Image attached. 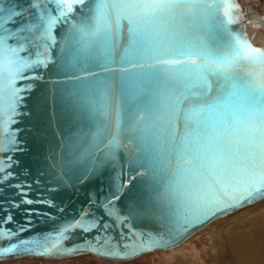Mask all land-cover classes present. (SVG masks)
Returning <instances> with one entry per match:
<instances>
[{
  "label": "water",
  "instance_id": "obj_1",
  "mask_svg": "<svg viewBox=\"0 0 264 264\" xmlns=\"http://www.w3.org/2000/svg\"><path fill=\"white\" fill-rule=\"evenodd\" d=\"M37 2L39 8L35 7ZM93 3L94 0H85L82 5L75 4L73 11L65 15L67 9L58 6L56 0H0L3 9L0 17L6 18L9 12L18 13L11 23L0 21V35L14 33L15 38L8 43L27 49L17 55L33 64L43 61L24 73L32 79L17 82V87L23 83L27 91L21 93L24 99L16 113L5 111L0 116L3 149L0 177L8 171L12 173L7 180L0 179V219L11 215L12 222L0 227L4 230L24 227V231L16 232L11 243L27 240L40 246L29 245L34 249L29 252L0 250V261L62 260L79 255L127 261L175 248L212 221L264 198L261 192L243 203L229 201L234 206L222 205L214 215L188 223L185 230L177 233L174 218L167 215L169 203L164 198L162 181L171 169L161 167L153 129L145 127L142 115H136L140 102L134 93L143 79L142 69L120 63L122 53L130 46L127 21L121 22V37L113 45L117 63L110 65V72H103L80 51L79 37L73 27L92 15ZM218 7L217 15L231 21L225 25L227 32L218 27L217 20L201 25L215 42L227 43L230 33L231 37L246 39L251 46L264 49L249 41L245 28L236 20L235 13L242 17L246 14L240 0H218ZM41 13L46 20L50 15L57 18L47 33L36 28L41 24ZM25 25L32 31L28 32ZM38 35L46 39L32 43L21 39ZM104 47L106 41L96 54L102 55ZM234 70L252 71L257 80L264 79V67L259 65H242ZM108 81L110 103L99 110L101 82ZM209 84L207 102L226 91H222L213 77L209 78ZM191 102L190 98L183 107H189ZM13 119L15 123L11 122ZM170 119L161 115V137L168 131L179 136L186 126L191 127L183 115L171 123ZM118 120L119 135L116 134ZM113 138L115 143L110 144ZM7 156L12 157L11 168ZM171 210L178 213L180 208L174 203ZM77 221L78 226L70 227ZM153 240L159 243L153 245ZM0 243L7 246L9 240L0 237Z\"/></svg>",
  "mask_w": 264,
  "mask_h": 264
},
{
  "label": "snow or ice",
  "instance_id": "obj_2",
  "mask_svg": "<svg viewBox=\"0 0 264 264\" xmlns=\"http://www.w3.org/2000/svg\"><path fill=\"white\" fill-rule=\"evenodd\" d=\"M56 2L67 9V15L73 11V5H82L85 0ZM35 7H40L38 2ZM218 11V0H94L92 15L73 27L85 59L94 61L103 72H110V65L117 63L113 45L121 37V22L127 21L130 46L122 53L120 63L142 69L143 79L134 93L140 102L136 115H142L145 127L153 129L161 167L171 169L162 181L164 198L169 203L167 215L174 218L177 233L185 230L188 223L214 215L222 205L234 206L229 201L243 203L264 192V79L257 80L252 71L234 70L242 65L264 67V49L251 46L246 39L231 37L230 33L227 43L215 42L201 25L217 20L218 27L227 32L225 25L231 21L221 19ZM16 15L9 12L0 21L11 23ZM39 19L37 31L47 33L57 18L50 15L46 20L41 13ZM25 29L32 31L28 25ZM14 38L15 34L10 32L0 35V116L5 111L16 113L24 99L21 93L27 91L23 83L17 87V82L32 79L24 73L43 64H33L17 55L27 49L8 43ZM21 39L32 43L46 36ZM105 41L107 47L102 49V55H97ZM210 77L217 79L222 91H226L207 102ZM101 83L99 110L111 98V82ZM190 98V106L183 107ZM162 114L170 116L169 123L183 115L191 127L186 126L179 136L168 131L161 137ZM116 134L119 135V120ZM109 143L114 144L115 138ZM5 159L11 168L12 157ZM11 175L8 171L0 179L7 180ZM174 203L180 208L178 213L171 210ZM11 222V215H6L0 219V226ZM78 225L79 221L70 227ZM24 230L0 227V237L9 240L7 246L0 243V250L29 252L34 250L29 245L40 246L27 240L11 243L16 232ZM158 243L152 241L153 245Z\"/></svg>",
  "mask_w": 264,
  "mask_h": 264
},
{
  "label": "rangeland",
  "instance_id": "obj_3",
  "mask_svg": "<svg viewBox=\"0 0 264 264\" xmlns=\"http://www.w3.org/2000/svg\"><path fill=\"white\" fill-rule=\"evenodd\" d=\"M242 1L250 19L261 24L264 0ZM255 32H259L260 38L264 37V26L250 24L249 36H254ZM0 264H264V201L213 223L176 250L149 254L132 261L111 262L79 256L66 260L24 259Z\"/></svg>",
  "mask_w": 264,
  "mask_h": 264
},
{
  "label": "bare ground",
  "instance_id": "obj_4",
  "mask_svg": "<svg viewBox=\"0 0 264 264\" xmlns=\"http://www.w3.org/2000/svg\"><path fill=\"white\" fill-rule=\"evenodd\" d=\"M240 2L243 3L242 0H240ZM243 4H245V3H243ZM245 8H246V7H245ZM245 10H246V14H245L243 17L241 16L240 13H235L236 20H239V22H241L240 24H241L242 27L245 28L246 35H247L249 41H250L252 44H254V45H256V46H264V37L260 38V37L258 36V35H259V34H258L259 32H258V33L255 32L256 34H255L254 36H249V25H250V24H254L255 26L257 25V27H258V26L263 27V26H264V19H263V21H262L261 24L254 23V22L250 19L249 12L247 11L248 9L246 8ZM254 15H255V14H254ZM259 18H260V17H259ZM263 18H264V17H263ZM257 20H258V19H257ZM252 22H253V23H252ZM252 26H253V25H252ZM256 29H257V28H256ZM256 29H255V30H256ZM262 29H263V28H262ZM260 33H261V31H260ZM262 33H263V32H262ZM263 34H264V33H263ZM263 34H262V36H263ZM258 37H259V39H257ZM262 201H264V198H261V199L255 201V202H253L252 204H250V205H248V206H245L244 208H242V209H240V210H238V211H234V212H232V213H228V214H226L224 217L212 221V222L209 223L205 228H203L202 230H200V231H198V232H195L191 237H189V238H187L186 240H184L181 244H179V245L176 246L175 248H172V249H169V250L155 251V252H152V253H148V254H144V255L138 256V257H136V258H133V259H130V260H127V261H132V260H135V259L140 258V257H144V256L149 255V254H156V253H160V252H168V251L176 250V249L182 247L183 245H185L189 240H191L192 238H194V237H195L196 235H198L200 232L205 231V230H206L207 228H209L213 223H215V222H217V221H219V220H223V219H225V218H227V217H229V216H231V215H233V214H236V213H238V212H241V211H243V210H246V209H248V208H250V207H253V206L257 205L258 203H260V202H262ZM79 256H89V257L94 258V259L104 260V261H111V262H127V261H112V260H106V259H102V258L93 257V256H90V255H79ZM79 256H75V257H79ZM71 258H73V257H71ZM24 259H29V260H30V259H39V258H20V259H12V260H7V261H0V262H10V261L12 262V261H20V260H24ZM66 259H70V258H66ZM66 259H62V260H66ZM42 260H44V259H42ZM49 261H53V260H49Z\"/></svg>",
  "mask_w": 264,
  "mask_h": 264
}]
</instances>
